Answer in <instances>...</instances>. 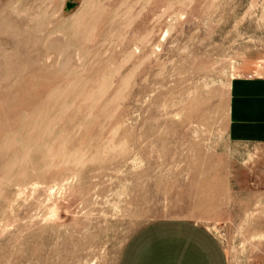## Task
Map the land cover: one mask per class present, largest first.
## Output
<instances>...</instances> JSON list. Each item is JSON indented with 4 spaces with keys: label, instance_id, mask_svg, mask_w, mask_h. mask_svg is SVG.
I'll list each match as a JSON object with an SVG mask.
<instances>
[{
    "label": "rangeland",
    "instance_id": "rangeland-1",
    "mask_svg": "<svg viewBox=\"0 0 264 264\" xmlns=\"http://www.w3.org/2000/svg\"><path fill=\"white\" fill-rule=\"evenodd\" d=\"M263 73L264 0H0V264H120L175 218L264 264V150L229 134Z\"/></svg>",
    "mask_w": 264,
    "mask_h": 264
},
{
    "label": "crops",
    "instance_id": "crops-1",
    "mask_svg": "<svg viewBox=\"0 0 264 264\" xmlns=\"http://www.w3.org/2000/svg\"><path fill=\"white\" fill-rule=\"evenodd\" d=\"M230 138L264 150V73L241 76L232 83ZM256 180L264 186V153ZM120 264H229L210 228L195 220L165 219L140 229L125 247Z\"/></svg>",
    "mask_w": 264,
    "mask_h": 264
},
{
    "label": "water",
    "instance_id": "water-1",
    "mask_svg": "<svg viewBox=\"0 0 264 264\" xmlns=\"http://www.w3.org/2000/svg\"><path fill=\"white\" fill-rule=\"evenodd\" d=\"M68 7H71V4H68Z\"/></svg>",
    "mask_w": 264,
    "mask_h": 264
}]
</instances>
